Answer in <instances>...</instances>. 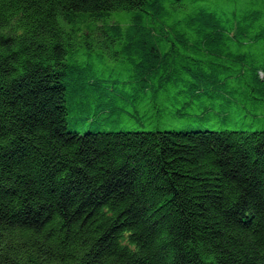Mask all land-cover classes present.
Here are the masks:
<instances>
[{"label":"trees","instance_id":"trees-1","mask_svg":"<svg viewBox=\"0 0 264 264\" xmlns=\"http://www.w3.org/2000/svg\"><path fill=\"white\" fill-rule=\"evenodd\" d=\"M0 264H264V0H0Z\"/></svg>","mask_w":264,"mask_h":264},{"label":"rangeland","instance_id":"rangeland-1","mask_svg":"<svg viewBox=\"0 0 264 264\" xmlns=\"http://www.w3.org/2000/svg\"><path fill=\"white\" fill-rule=\"evenodd\" d=\"M122 116V115H121ZM120 116V118L118 119V122L115 123H111L107 124V126H105V128L111 129V128H115V129H127V128H133L136 129L137 127V120L134 118H128L127 116L123 115L122 117ZM113 117V116H112Z\"/></svg>","mask_w":264,"mask_h":264}]
</instances>
